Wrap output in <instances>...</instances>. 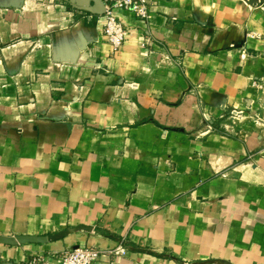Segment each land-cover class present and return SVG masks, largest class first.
<instances>
[{
  "label": "crops",
  "instance_id": "obj_1",
  "mask_svg": "<svg viewBox=\"0 0 264 264\" xmlns=\"http://www.w3.org/2000/svg\"><path fill=\"white\" fill-rule=\"evenodd\" d=\"M146 1L0 0V264H264V1Z\"/></svg>",
  "mask_w": 264,
  "mask_h": 264
},
{
  "label": "built area",
  "instance_id": "obj_2",
  "mask_svg": "<svg viewBox=\"0 0 264 264\" xmlns=\"http://www.w3.org/2000/svg\"><path fill=\"white\" fill-rule=\"evenodd\" d=\"M103 4L102 35L115 52L121 48L128 36V30L122 21L117 17V12L128 13L135 19L148 20L150 17V5L146 0H101ZM264 1V0H263ZM262 1V2H263ZM260 2V0H259ZM256 35L255 33H251ZM156 43L152 38L143 37L141 46L147 52ZM243 110L234 106L229 112L231 119H238L242 116ZM203 119L208 122L211 119L210 113L202 112ZM208 128L210 126L208 125ZM118 244L114 249L106 250L93 245L74 246L64 251L58 257L50 255H29L22 264H93L103 253L124 254L125 248L123 239H117Z\"/></svg>",
  "mask_w": 264,
  "mask_h": 264
},
{
  "label": "water",
  "instance_id": "obj_3",
  "mask_svg": "<svg viewBox=\"0 0 264 264\" xmlns=\"http://www.w3.org/2000/svg\"><path fill=\"white\" fill-rule=\"evenodd\" d=\"M95 1V9L94 12L103 13V4L101 0H94ZM263 0H260L262 2Z\"/></svg>",
  "mask_w": 264,
  "mask_h": 264
},
{
  "label": "rangeland",
  "instance_id": "obj_4",
  "mask_svg": "<svg viewBox=\"0 0 264 264\" xmlns=\"http://www.w3.org/2000/svg\"><path fill=\"white\" fill-rule=\"evenodd\" d=\"M178 261H180V260H182V259H177ZM222 262V261H221ZM222 263H224V262H222Z\"/></svg>",
  "mask_w": 264,
  "mask_h": 264
}]
</instances>
